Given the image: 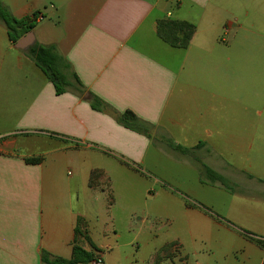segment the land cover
Masks as SVG:
<instances>
[{"label":"crops","instance_id":"obj_1","mask_svg":"<svg viewBox=\"0 0 264 264\" xmlns=\"http://www.w3.org/2000/svg\"><path fill=\"white\" fill-rule=\"evenodd\" d=\"M2 3L43 19L16 43L0 20V264L68 260L75 244L130 261L124 233L149 202L164 264H264V0ZM166 19L195 26L187 48L159 37ZM37 44L69 64L64 94Z\"/></svg>","mask_w":264,"mask_h":264},{"label":"trees","instance_id":"obj_2","mask_svg":"<svg viewBox=\"0 0 264 264\" xmlns=\"http://www.w3.org/2000/svg\"><path fill=\"white\" fill-rule=\"evenodd\" d=\"M38 17V14H34L32 17L17 19L8 12V10L3 6L2 0H0V20L6 25L9 38L14 43H16L22 36L33 31ZM195 30V26L187 22L166 19L159 22L157 32L159 37H161L171 46L187 48L195 33ZM30 55L37 67L53 84L56 94H64L71 86L68 75L70 66L64 57L58 52L57 47L54 45L44 46L37 44L31 49ZM74 78L76 79L77 83L80 84V81L77 79L76 75H74ZM78 91L81 90L78 89ZM91 106L94 110L99 112L104 111L106 107L105 103L96 97L91 100ZM119 122L128 129L139 131L138 127L136 126V123L139 122V119L132 112H126L122 114L119 117ZM40 161V158L28 159L27 163L36 164ZM94 176L97 177V174H94L93 177ZM75 233L77 237H84V233L78 227L76 228ZM85 239L87 242H89L92 249L96 250L93 243L87 237H85ZM252 240L264 249V241L259 239ZM172 248L173 246H167L164 247L161 252L157 253L154 264H162V261L167 259L164 258L160 260L163 254L169 255L168 258L171 257ZM95 258L96 254L94 252L87 251L80 244L74 245L73 256L68 260L54 256L46 251L42 252V264H92Z\"/></svg>","mask_w":264,"mask_h":264},{"label":"rangeland","instance_id":"obj_3","mask_svg":"<svg viewBox=\"0 0 264 264\" xmlns=\"http://www.w3.org/2000/svg\"><path fill=\"white\" fill-rule=\"evenodd\" d=\"M264 41V39H263ZM264 59V57H263ZM236 194H244V190L241 188L234 191ZM238 196V195H237ZM137 210H144L145 207H139L138 205L134 206ZM153 207L152 202H149L147 205L148 215H139L135 216L134 219V229L133 233L130 235L129 233L125 232L124 235L126 236L128 242L132 240V245L127 247L128 256L132 253V258L130 261H124L123 259L118 261H113L111 256H108L109 264H147V262L151 259L152 255L156 252L157 248L161 247L164 244V239L160 238L158 234L166 233L169 231L168 227H164V223L160 221L155 215H157V210ZM141 219L145 221V225L141 224ZM156 254V253H155ZM154 254V255H155ZM169 255L163 254L161 259L168 258ZM156 257V255H155ZM153 263L154 264V260ZM173 255H171V258ZM164 260L162 261V264Z\"/></svg>","mask_w":264,"mask_h":264},{"label":"built area","instance_id":"obj_4","mask_svg":"<svg viewBox=\"0 0 264 264\" xmlns=\"http://www.w3.org/2000/svg\"><path fill=\"white\" fill-rule=\"evenodd\" d=\"M42 19H43V17L41 16V17H38L37 20H42ZM92 264H104L102 256L101 255H96V258H95V260L93 261Z\"/></svg>","mask_w":264,"mask_h":264},{"label":"water","instance_id":"obj_5","mask_svg":"<svg viewBox=\"0 0 264 264\" xmlns=\"http://www.w3.org/2000/svg\"><path fill=\"white\" fill-rule=\"evenodd\" d=\"M29 35H31V34H29Z\"/></svg>","mask_w":264,"mask_h":264}]
</instances>
